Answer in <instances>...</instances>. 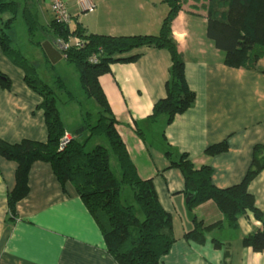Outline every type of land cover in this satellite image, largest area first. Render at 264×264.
<instances>
[{
    "label": "crops",
    "instance_id": "obj_1",
    "mask_svg": "<svg viewBox=\"0 0 264 264\" xmlns=\"http://www.w3.org/2000/svg\"><path fill=\"white\" fill-rule=\"evenodd\" d=\"M52 1L36 3L45 26L53 20ZM65 2L72 15L69 27L79 24L87 34L157 35L169 12L164 0H90L92 10L81 0ZM207 5L208 0H183L168 26V36L184 60L188 85L196 93L195 104L171 123L148 119L155 103L167 94L172 64L168 50H136L132 54L140 53L138 59L112 63L99 82L140 175L153 180L162 206L173 217L176 240L162 264H264V251L243 244L244 237L264 229V222L251 211L239 217L237 229H214L203 243L185 237L195 227L194 216L211 224L223 215L211 200L188 210L184 178L179 168L170 166L171 159L186 153L196 167L210 165L214 185L227 188L243 180L254 146L264 144V58L254 69L227 66L224 52L207 36ZM15 43L12 37L10 55L0 43V73L11 82L10 88L0 84V138L9 143L44 142L48 129L43 98L28 86L29 72L20 55L16 57ZM225 140L226 151L205 152ZM167 150L172 151L171 158ZM16 167V162L0 155V264H117L75 185H63L49 162L32 164L28 195L10 221L7 197L15 186ZM249 190L264 213V170Z\"/></svg>",
    "mask_w": 264,
    "mask_h": 264
},
{
    "label": "trees",
    "instance_id": "obj_2",
    "mask_svg": "<svg viewBox=\"0 0 264 264\" xmlns=\"http://www.w3.org/2000/svg\"><path fill=\"white\" fill-rule=\"evenodd\" d=\"M169 12L157 35L111 36L87 34L83 26L71 29L68 24L57 23L54 18L48 26L42 24L37 10V0H0V43L11 54V33L20 17L28 30L29 40L39 46L47 61L42 43L50 41L56 46L59 39L70 40L77 36L83 46L72 45L63 57L74 65L87 98L94 99L100 107L97 120L69 132L56 104L53 89L36 77L26 74V82L38 92L43 101L48 137L44 142L24 139L9 143L0 138V155L16 162L15 186L7 197L8 219L17 217L18 203L28 195L29 172L37 160L49 162L58 180L65 185L72 182L88 210L99 223L108 252L117 264H162V257L169 253L176 240L173 217L162 206L151 178H143L129 148L117 128L118 120L99 82L101 75L110 72L114 62H132L140 57L133 53L143 47L163 48L170 52L172 64L167 81L166 97L157 101L150 121L162 118L171 123L195 104L196 93L187 82L185 63L176 44L168 36V26L182 9L183 0H164ZM41 34L40 40L35 36ZM207 36L224 52V63L229 67L254 69L264 58V0H208ZM131 53V54H130ZM58 88L68 91L62 79ZM0 84L10 88L7 76L0 73ZM72 97V95H71ZM85 131V132H84ZM88 131V135L84 137ZM70 139L61 146L66 134ZM141 135L142 133L139 132ZM91 150L88 144L97 139ZM228 149V142L207 147L208 155H216ZM166 155L171 158L172 151ZM115 159L120 174L111 161ZM171 167L182 172L189 211L209 200L215 202L223 219L211 224L193 217L195 227L185 233L187 239L203 243L206 234L214 229H237L239 217L251 211L264 222V213L257 207L250 192L251 182L264 170V144L253 148L252 160L243 180L227 188H219L212 181L210 165L196 167L186 153L178 160L171 159ZM243 244L256 252L264 251V229L243 238ZM218 246V245H217Z\"/></svg>",
    "mask_w": 264,
    "mask_h": 264
},
{
    "label": "rangeland",
    "instance_id": "obj_3",
    "mask_svg": "<svg viewBox=\"0 0 264 264\" xmlns=\"http://www.w3.org/2000/svg\"><path fill=\"white\" fill-rule=\"evenodd\" d=\"M11 34L16 41L13 45L16 51V57L20 55L19 59L22 61V64H24L29 74L36 77L42 84L49 85V87L54 90L56 104L67 129L73 132L82 125L87 124L89 121L86 118L87 113L92 114L91 121L89 122L95 123L100 107L94 99L86 97L79 80V74L74 65L70 64L65 58L55 63L52 61L48 62L42 49L36 44H30L28 41L27 26L20 16ZM42 38L43 36L41 34H37L34 39L40 40ZM59 77L66 85L70 94L58 88ZM154 129L158 130L159 125ZM87 135L88 131L84 134V137ZM97 142L107 144L102 138L99 140L95 139L88 144L86 150H91ZM111 164L115 172L120 174V168L115 159H112Z\"/></svg>",
    "mask_w": 264,
    "mask_h": 264
},
{
    "label": "built area",
    "instance_id": "obj_4",
    "mask_svg": "<svg viewBox=\"0 0 264 264\" xmlns=\"http://www.w3.org/2000/svg\"><path fill=\"white\" fill-rule=\"evenodd\" d=\"M81 3L89 10L94 8V5L90 2V0H81ZM51 9L53 12V18L57 23L61 24H69L72 18V15L67 8L65 0H53L51 4ZM56 47L60 48L62 55L67 49H69L72 45L83 46L84 41L77 37L72 36L70 40L59 39L55 43ZM70 139L69 134H66L65 139L63 140L61 146H64Z\"/></svg>",
    "mask_w": 264,
    "mask_h": 264
},
{
    "label": "water",
    "instance_id": "obj_5",
    "mask_svg": "<svg viewBox=\"0 0 264 264\" xmlns=\"http://www.w3.org/2000/svg\"><path fill=\"white\" fill-rule=\"evenodd\" d=\"M42 47L49 58L50 61L53 63L59 61L62 59L63 55L61 53L60 48L56 47L54 44H52L50 41H44L42 43Z\"/></svg>",
    "mask_w": 264,
    "mask_h": 264
}]
</instances>
